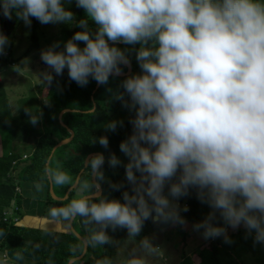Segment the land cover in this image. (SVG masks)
I'll use <instances>...</instances> for the list:
<instances>
[{"label":"clouds","instance_id":"1","mask_svg":"<svg viewBox=\"0 0 264 264\" xmlns=\"http://www.w3.org/2000/svg\"><path fill=\"white\" fill-rule=\"evenodd\" d=\"M76 4L98 31L92 38L87 20H81L78 26L85 30L75 33L64 51H55L54 44L41 52V60L56 75L67 68L69 78L81 87L89 77L107 84L110 75L121 74L119 65L130 64L108 41L141 45L136 59L142 74L122 84L130 102L124 93L117 94L136 113L130 121L133 134L120 144L129 158L126 179L134 194L123 192L124 203L99 194L102 154L85 162L89 171L84 179L83 173L71 176L58 160L53 166V152L34 184L36 193L46 183L54 189L68 185L76 197L65 196L67 203L50 207L47 218L65 223L80 218L92 248L112 243L109 227L127 229L129 239H134L148 219L183 225L179 205L163 194L180 170L169 195L179 198L189 187L199 189L201 202L213 209L193 226L204 229L205 239L224 235L230 242L226 229L211 223L219 210L227 225L236 229L243 223L255 230L256 242L264 243V0H76ZM0 10L9 19L16 10L27 26L29 17L41 24L73 19L62 0H0ZM76 41L86 46L81 49ZM7 43L0 34V53ZM40 75L51 84L50 72ZM25 111L29 122L37 124L40 115ZM116 127L115 121L107 125L111 131ZM99 143L107 148L109 142L101 137ZM120 163L114 154L109 159L112 167ZM112 187L119 190L122 185ZM182 210L187 212L188 207ZM159 255L160 249L145 237L126 264H149V257ZM4 257L7 264V253ZM15 259L23 256L17 253ZM96 264L116 262L104 256Z\"/></svg>","mask_w":264,"mask_h":264},{"label":"trees","instance_id":"2","mask_svg":"<svg viewBox=\"0 0 264 264\" xmlns=\"http://www.w3.org/2000/svg\"><path fill=\"white\" fill-rule=\"evenodd\" d=\"M62 4L65 10L73 13L75 20V27L68 34V40H70L75 33L82 31L83 28L78 25L86 11L77 7L76 0H62ZM29 19L31 20V44L21 56L22 59L28 57L39 47L37 30L40 22L34 17H29ZM88 24L96 25L94 21H88ZM109 45L127 46L129 44L111 42ZM132 47L136 57L141 45L133 44ZM17 60L10 53H7V55L2 54V57H0V70L7 68L9 65H14ZM119 67L122 72H127L125 65L121 64ZM140 74L142 73H139V71L138 73L133 71L129 76ZM52 76L53 80L50 85L44 81L37 87L39 92L45 95L46 101L45 105L37 107L32 112V114L40 115V119L35 125L25 122L23 117L12 114L11 102L5 87L0 83V139L2 143V153L0 154V231L4 233L0 237V264L4 262L5 253H20L50 258L67 264L72 258L80 256L83 252V242L72 233L68 223L42 219L38 222L40 224H36L29 218L27 219L22 211L24 203L23 187L34 185L41 180L43 168L46 166L48 158L52 155L53 148L60 141L70 137L69 131L62 126L59 120L62 110H75L62 115V122L73 130L74 138L70 143L62 145L54 151L55 160L53 161V166L58 160L62 168L74 178L84 169L82 178L87 179V171H89L85 167L87 156L93 153H101L104 156V164L101 168L104 179L100 181L103 190L101 196L106 197L108 200L115 199L124 203L123 192L128 191L129 195L134 194L131 191L132 186L126 179L125 166L127 164L117 165L116 167H112L109 164V159L113 154L117 158L120 156V144L126 141L134 130L133 125L130 123L135 118L134 109L131 110L125 120L121 121L122 124L113 118L124 106V101L117 99V94L124 93V100H130L122 87L123 81L129 76L110 75L107 84L100 85L95 93L93 92L97 82L92 77H89V82L86 86L81 87L69 78L67 68L63 70L62 75H56L53 71ZM92 82L93 86L89 89V85ZM43 91H46V94H43ZM56 96L67 97L73 102L74 100H79L80 102L77 105H64L63 103L52 101V98H56ZM94 105H96L95 110L88 112L94 108ZM113 121L117 122L115 131L107 128V125ZM101 137H107L109 142L107 148L100 145L99 138ZM24 155H28L26 159H24ZM136 175L139 177L140 173L136 172ZM179 175L180 170L177 171L172 181L166 183L164 195L169 194L170 184L178 182ZM112 185H122V187L116 190ZM49 187L50 185L46 183L42 204L45 206H61V202L55 201L51 197ZM70 187L66 185L63 188L53 189L58 197L63 198ZM18 188H20V191L17 190ZM75 197L76 192L72 190L68 200ZM177 199L180 206L179 215L181 218L185 217L193 226L202 223L209 213L213 211L207 203L201 202L197 187H189L188 193ZM62 202L67 203V200ZM13 203L18 208L17 215L20 220L17 223L10 222L4 218V212L10 209ZM149 203L151 204V201ZM184 206L188 207L187 212L182 210ZM46 215L47 212L44 211L42 216ZM79 221L80 218L74 221V228L80 235L85 237L86 233ZM211 223L214 227H223L227 230V224L220 216L219 210L216 211L215 219ZM173 224L172 221L165 223L148 219L144 222L139 235L134 239L162 231ZM77 226L81 229V232ZM197 231L204 233L203 228ZM251 231L256 235L255 230ZM107 234L111 239L121 242L131 240L127 229L117 228L113 231L109 227ZM245 234L248 235V233ZM107 246V244L104 245L105 248ZM226 246L227 242H225L224 235L208 238L198 249V260H195L191 255L184 254L179 264H235L232 260H229V255L224 250ZM99 252L97 248L88 246V251L81 259V262L85 261L90 254H93L94 257L90 261L96 264L98 259L106 256L103 250Z\"/></svg>","mask_w":264,"mask_h":264},{"label":"rangeland","instance_id":"3","mask_svg":"<svg viewBox=\"0 0 264 264\" xmlns=\"http://www.w3.org/2000/svg\"><path fill=\"white\" fill-rule=\"evenodd\" d=\"M81 20H87V23L88 21H91L88 19L86 12L83 14ZM29 27L30 26H27L23 20L19 18L17 19V28L14 34L7 37L8 43L4 47L3 54H12L13 58L18 59V66L17 68H14L16 67V64L13 66L9 65L7 68L0 70L6 78H10V75L13 73L19 76L16 84L8 85V83H6L4 86L7 89L6 91H8L12 114L14 116L23 117L25 122L30 121V115L25 110L32 113L37 107L45 105V95L38 93L39 90H37V86L43 81V77L40 74L42 72L53 73V70L41 60V52L47 50L54 44H58L55 51H64V45L68 41V34L75 27V20L73 18L70 22L49 24L40 23L37 30L39 47L28 57L22 59L21 56L31 44V31ZM84 30L85 29L83 28L82 31ZM88 31L92 35V38H94V34L98 31V26L88 24ZM77 44L81 49L86 46L84 42L80 41H77ZM115 47L125 53L132 65V72L134 71V73H137L140 67L139 62H137L135 57L132 45ZM0 57H2V53H0ZM92 86L93 82L89 85V89H91ZM45 92L43 91V94H46ZM52 101H57L63 103L64 105H77L80 102L79 100H74L73 102L71 99L67 97L62 98L61 96L52 98ZM130 112L131 110L128 107L122 106L113 118L117 122H121L127 118ZM1 153L2 143L0 139V154ZM118 160L121 162L119 165L129 163V158L123 152H121ZM165 196H167L173 204L179 205L177 198H173L169 194H166ZM182 218L186 221L185 224L181 225L179 223H174L172 226L167 227L162 231L153 233L147 237L153 246L160 249L159 256L148 258L149 264H157V262H160V264H176L180 261L184 254L191 255L195 260H198V249L206 239L202 233L194 229L193 225L185 217ZM77 228L81 232V229L78 226ZM245 233H248V235ZM227 234L229 235L228 241L230 242H227V246L224 250L229 255V260H232L235 264H264V243L256 242V235H254L252 231H249L243 223H241V225L236 229H233L230 226ZM142 239L144 238L141 237L137 239V241L131 239L128 240V243L130 245L132 244L133 248H138L139 242ZM111 240L112 243L107 244V248H105L104 245L96 248L98 251L103 250V252H105L104 254L113 258L116 264H126V259L132 253L131 247L125 245L127 243L126 241H124L121 246V241L116 239ZM1 264H4V262Z\"/></svg>","mask_w":264,"mask_h":264},{"label":"crops","instance_id":"4","mask_svg":"<svg viewBox=\"0 0 264 264\" xmlns=\"http://www.w3.org/2000/svg\"><path fill=\"white\" fill-rule=\"evenodd\" d=\"M17 19H18V17L16 16V10H12L11 19H9L8 17L4 16L2 10H0V34H3L6 37L14 34V32H15V30L17 28ZM15 64H16V67H14V68H17L18 62H15ZM139 73H142L141 68H139ZM18 77L19 76H17L16 74L13 73V74L10 75V78H6V76L4 74H2L1 71H0V83H2L3 86L6 83H8V85L16 84L17 80H18ZM43 82L44 81H42L41 83H43ZM12 86H14V85H12ZM5 90H7V89L5 88ZM37 90H38V88H37ZM6 93L8 95V91H6ZM38 93H40V92H38ZM22 193H23V196H24V203H23V206H22L23 207L22 211L25 214V217L27 219L29 218L30 220H32L33 223L40 224V223H38L40 220H42V219H47L48 220L47 217H48L49 208L53 207V206H57V207L59 206V205L45 206L44 204H42V201L44 200V195H45L44 190L37 194L33 184L24 186L23 190H22ZM34 196H35V198H33ZM31 202L34 203V204H32ZM44 211L47 212L46 216H42ZM229 227L230 226L227 225V230H226V235L227 236H229L227 234ZM150 235H148V236H150ZM148 236H145V237H148ZM145 237H143V238H145ZM134 240L137 241V239H134ZM126 242L127 243L125 245H127L128 247L130 246L131 249H133L132 244L130 245L128 243L129 242L128 240ZM122 243L123 242H120L121 246H122ZM16 254L17 253H9V254H7V264H65L64 262H62L60 260H54V259H50V258H43V257H37V256H30V255H26V254H21L23 256V259L17 260V259H15ZM93 257H94L93 254H90L89 257L87 259H85V261L81 262V260H79V261H76L77 263L74 262L73 264H93L90 261L91 259H93ZM179 262H177L176 264H179ZM157 264H160V262L159 263L157 262Z\"/></svg>","mask_w":264,"mask_h":264},{"label":"water","instance_id":"5","mask_svg":"<svg viewBox=\"0 0 264 264\" xmlns=\"http://www.w3.org/2000/svg\"><path fill=\"white\" fill-rule=\"evenodd\" d=\"M111 42H112V41H110V42H108V43H111ZM125 66L127 67V72H122V71H121V74H119V75H114V76H119V77H126V76H129V75L132 73V65L129 64V65H125ZM100 85H101V84H98V83L96 84V87H95V90H94L93 93L96 92V90L99 88ZM95 108H96V105H94V108H93L92 110L88 111V112H93V111L95 110ZM71 111H75V110L64 109V110L61 111V113H60V115H59V120L61 121L62 126L65 127V128H67V130L69 131V133H70V137L67 138V139H64V140L60 141V142H59V143L53 148V152H54L58 147L70 143V142L73 140V138H74V132H73V130L69 129V128H68V127L62 122V115H63L64 113L71 112ZM96 154H101V153H93V154L88 155L87 158H86V160H85V162H86L90 157H92V156H94V155H96ZM102 155H103V154H102ZM103 157H104V156H103ZM83 172H84V169L80 172V174L83 173ZM80 174H79L78 176H80ZM72 190H73L72 187H70V188L68 189V191H67V193H66V195H65V196H67V198L69 197V194H70V192H71ZM102 192H103V190H102V187H101V185H100L99 194L101 195ZM49 193H50L51 197H52L55 201H58V202L65 201V199H64L65 196H64L63 198L58 197V196L55 194L54 189L51 187V185H50V187H49ZM73 223H74V221H73V222H68L69 227H70L72 233H74V235H75L78 239H80V240L83 242L84 247H83V252H82V254H81L80 256H78V257L72 258L67 264H73L74 262L81 260V259L85 256V254L87 253V251H88V246H89L88 243H87V241H86V239H85V237H83L82 235H80V234L76 231V229L74 228Z\"/></svg>","mask_w":264,"mask_h":264},{"label":"built area","instance_id":"6","mask_svg":"<svg viewBox=\"0 0 264 264\" xmlns=\"http://www.w3.org/2000/svg\"><path fill=\"white\" fill-rule=\"evenodd\" d=\"M27 156L28 155H24V159H26ZM17 190L20 191V188H18ZM17 210H18V208H17L16 204L13 203L11 208L4 212L5 220H8V221L13 222V223H17L20 220L19 216L17 215ZM3 260L5 261V257H3Z\"/></svg>","mask_w":264,"mask_h":264}]
</instances>
